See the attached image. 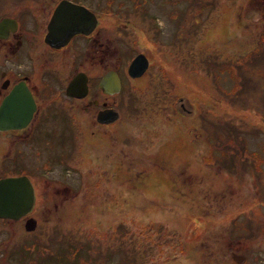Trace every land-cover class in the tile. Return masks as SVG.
Segmentation results:
<instances>
[{"label": "rangeland", "instance_id": "obj_1", "mask_svg": "<svg viewBox=\"0 0 264 264\" xmlns=\"http://www.w3.org/2000/svg\"><path fill=\"white\" fill-rule=\"evenodd\" d=\"M114 2L122 5L108 6L107 22L133 21L153 34L159 27L155 39L161 46L160 53L151 54L154 67L133 91L124 89L120 95L122 149L136 147L146 154L150 144L169 153L171 165L175 166L174 155L186 156L196 163L197 173L186 160L191 176L176 182L186 193L180 196L183 200L154 198L159 201L143 203L142 212L131 211L128 201L79 196L73 205L64 206L59 218L40 223L31 235L35 238L25 240L26 251L11 249L12 259L17 264H243L230 257V248L246 255L245 264H264V51H251L255 38L228 19L231 5L222 0ZM118 36L122 49L128 45L131 49L129 27ZM224 40L235 45L217 53L214 49L220 51ZM245 50L252 53L247 58ZM179 95L199 105L201 117L197 111L177 113L170 102ZM192 135L197 141H190ZM97 139L83 138L81 156L75 147L72 153L67 151L74 143L70 139L60 141L54 149L65 151L66 162L78 171L65 170L57 160L46 175L66 173L76 182L79 175L90 179V168L109 165L114 153ZM210 142L222 149L210 152ZM157 178L147 180L148 192L175 194L171 182L160 178L159 183Z\"/></svg>", "mask_w": 264, "mask_h": 264}, {"label": "flooded vegetation", "instance_id": "obj_2", "mask_svg": "<svg viewBox=\"0 0 264 264\" xmlns=\"http://www.w3.org/2000/svg\"><path fill=\"white\" fill-rule=\"evenodd\" d=\"M114 1L0 0V179L19 178L18 184L7 188L8 208L0 214V264H17L16 259H12L11 249L16 253L17 248L26 251L25 240L35 238L32 234L40 223L59 218L64 206L73 205L79 196L93 201L108 199L110 203L151 202L160 197L163 198L160 200L177 202L182 201L181 197L186 193L176 182H184V178L191 176L190 171L186 172V160L197 173L196 163H191L186 156L174 155L177 158L174 166L170 164L169 153L152 149L150 144L149 149L144 150L146 154L136 147L122 149L120 95L124 89L133 91L138 80L154 67L151 54L160 53L161 46L155 39L160 32L158 25L153 34L133 21L124 23L116 18L112 23L107 22L108 6L122 5ZM222 1L231 5L228 19L248 29L250 38L259 43H254L251 51H264V0ZM150 20L152 24L157 23ZM126 27H129L127 41L131 43V49L128 45L123 50L118 34ZM234 45L232 40H224L220 43V51L212 48L221 53L224 49L231 50ZM231 52L235 53L234 50ZM137 54L146 59L147 65L140 74L133 76L127 72V66ZM246 54L244 58L252 53ZM215 63L217 66L219 60ZM155 67L167 84L162 66ZM109 70L118 78L117 89L106 90L100 84ZM74 77L76 82L70 88L68 84ZM170 105L177 113L189 111L193 115L197 111V116L201 117L200 106L191 105L182 95L174 96ZM260 130L258 127V132ZM84 133L96 141L102 138L114 150L112 163L104 168V164L90 168L91 178L79 175L78 182L68 179L66 173L64 177L47 176L57 160L67 171L77 169L66 162L64 156L67 153L64 155L65 151L58 150V146L54 149V146L67 137L74 142L67 151L72 153L75 147L81 156ZM189 139L197 141L193 135ZM207 148L210 152L222 149L213 142ZM194 157H197V148L193 151ZM123 172L143 178L150 175L147 180L153 175L160 176L167 184L171 182L175 194L166 191L161 196L148 192L147 180L131 178L133 176H129V181L124 184ZM22 176L28 180L33 197L26 211L25 187L24 183L23 187L20 184ZM160 178H157L159 183L162 182ZM258 189L256 192L262 197L263 191ZM142 211L143 207L140 208ZM28 217L35 220L32 229L25 227ZM195 221L197 218H193ZM228 250L235 262L244 261L245 264L244 253ZM72 253L71 249L68 255Z\"/></svg>", "mask_w": 264, "mask_h": 264}, {"label": "water", "instance_id": "obj_3", "mask_svg": "<svg viewBox=\"0 0 264 264\" xmlns=\"http://www.w3.org/2000/svg\"><path fill=\"white\" fill-rule=\"evenodd\" d=\"M147 61L146 59L141 56L140 54L135 55L128 63L127 66V72L130 75L136 76L140 74L143 69L146 67ZM76 82V77H74L68 86L70 88L73 87L74 83ZM100 84L102 86H105L106 90H114L118 87V78L114 71H107L105 75L102 77ZM116 116V115H115ZM98 120H101L99 115H97ZM19 178H13V177H5L0 179V214L5 213L7 210V188L11 187L13 184H18ZM21 187H25V211L28 210L32 204V190L30 187V184L26 178L22 176V180H20ZM11 199V197H10ZM23 204V202L21 201ZM12 204V203H11ZM35 220L31 217H28L25 221V227L26 229H32L34 227Z\"/></svg>", "mask_w": 264, "mask_h": 264}, {"label": "trees", "instance_id": "obj_4", "mask_svg": "<svg viewBox=\"0 0 264 264\" xmlns=\"http://www.w3.org/2000/svg\"><path fill=\"white\" fill-rule=\"evenodd\" d=\"M210 58V57H209ZM209 58L207 57V62L209 63L210 61H209ZM212 59V58H211ZM213 60V59H212ZM129 176H133V174L132 175H129ZM127 174H125V172H123V175H122V179H123V183L125 184L126 182H128L129 181V179L128 178H130ZM131 178H141V179H144L143 177H140V176H133V177H131ZM159 200H156V199H154L153 201H151L150 203H153V202H158ZM126 202V201H125ZM128 202H130L129 204H130V206H131V208H132V210L131 211H134V212H136V211H140V206L143 204V203H148L147 201H128ZM133 202V203H132ZM142 202V203H141ZM141 203V204H140ZM164 207H166V206H164ZM129 212H131L130 210H128Z\"/></svg>", "mask_w": 264, "mask_h": 264}]
</instances>
